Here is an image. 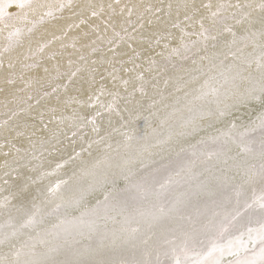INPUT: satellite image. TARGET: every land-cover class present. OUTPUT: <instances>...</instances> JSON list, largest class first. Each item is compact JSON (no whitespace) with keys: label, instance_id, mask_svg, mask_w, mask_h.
Here are the masks:
<instances>
[{"label":"rangeland","instance_id":"obj_1","mask_svg":"<svg viewBox=\"0 0 264 264\" xmlns=\"http://www.w3.org/2000/svg\"><path fill=\"white\" fill-rule=\"evenodd\" d=\"M262 4L31 0L10 7L11 18L0 21V203L8 198L0 224L33 205L44 221L0 244V260L22 250L21 260L43 264H175L176 255L185 261L186 247L192 264L215 246L208 259L219 264L259 262L264 220L246 204L264 181L249 180L245 169L259 172L261 105L225 98L230 85L217 70L221 62L247 68L243 61L259 54ZM202 91L208 95L195 99ZM246 131L252 153L225 135L239 141ZM61 180L67 185L52 197L48 189ZM81 195L78 208L48 215ZM86 209L95 212L81 224Z\"/></svg>","mask_w":264,"mask_h":264},{"label":"snow or ice","instance_id":"obj_2","mask_svg":"<svg viewBox=\"0 0 264 264\" xmlns=\"http://www.w3.org/2000/svg\"><path fill=\"white\" fill-rule=\"evenodd\" d=\"M31 0H0V21H4L6 19L11 18V13H9L7 10L15 5L16 7L23 9L26 6H30ZM64 5H61V8H63ZM206 8H211V4L205 5ZM225 6L221 5L220 9H223ZM236 7H240L239 5H236ZM262 8H264V4L261 5ZM216 12H212V17H217L219 10ZM48 15H52L51 12L48 13ZM93 15H96L94 12ZM26 18V14H25ZM237 23H241V21L237 20ZM260 23L262 26H264V17H261ZM178 26V25H177ZM201 28L203 29V32L201 35L204 37L205 40L208 39L207 32L208 29H204V25L201 22ZM226 31L230 32L233 39L231 43L235 45L237 43V37L236 33L232 30L231 27H226ZM20 29L17 28L14 32L9 33V39L13 36H19L20 35ZM253 35H256L253 33ZM261 36H264V32L260 33ZM215 39V37H213ZM240 40H247L248 37H240ZM260 48L259 54L254 57V59H246L243 61L244 64L247 65V68L243 66H237V65H228L224 66L223 62H221L220 67L218 68V75L223 79L224 85H230L224 92L223 95L225 98L229 96H240L243 100H255L260 103L261 105V112L257 116V120L259 121L257 127L260 129L261 133L264 134V44L258 45ZM42 50V49H41ZM178 51V49L173 50ZM233 57L236 56L235 52L231 53ZM83 58V57H82ZM255 63L256 69L255 73L252 71H248L247 75H244L245 71L247 69H251L252 64ZM213 67H216L215 65ZM211 72L212 69H209ZM75 75V73H73ZM115 78V77H114ZM139 79L143 80V76L140 75ZM211 80H215L216 76H210ZM129 83L128 80H124L123 84L127 86ZM241 83L245 84L243 93L240 92V85ZM208 84V81H205V85ZM141 92H143V86L139 89ZM103 94V93H102ZM212 94L219 96L220 90L217 88L212 89ZM208 95L207 92H201L199 96H197L195 99L200 100L204 99ZM227 107V105H226ZM112 109V106L109 105V110ZM190 111H194V109L190 108ZM220 116H224L226 113L224 110H220L219 112ZM208 115H212L211 112L208 113ZM94 123V120H93ZM233 128H235V124L232 125ZM247 131L245 133H242L240 135L239 141L236 138H232L230 134L229 138L232 139L233 143H238L241 151L245 153H252L253 149L243 143V139L245 136H247ZM215 142V141H214ZM216 153H209V157L212 155H215ZM259 157H260V166H259V172L257 173L255 166H251L249 168L245 169V175L248 176L249 180L252 179V177L259 174L261 177V180L264 181V139L261 140L260 144V151H259ZM57 167H60L58 165ZM68 181L61 180L55 183V185L51 186L48 189L49 194L52 197H59V194L61 193L62 186L67 185ZM163 187V186H162ZM137 189H140V186H137ZM62 199V197H60ZM105 202L109 199L108 195H105ZM7 201L8 198H5V202L0 203V208H7ZM50 202V201H47ZM83 202V195H81L79 198H75L69 201H66L64 203H57L55 204V207L52 209L51 213H48V215H51L53 213H59L61 210L67 211L70 208H78L81 203ZM99 204V202H98ZM253 207H256L259 209V211L262 214V220H264V191L261 192L259 196H254L253 202L250 204H246V209H251ZM34 211L29 212L27 209H25L23 206H20L16 209L17 212V218L16 222H13V219L10 217L9 220L5 224H0V244L4 243H11V241L14 238H17L19 235L23 234V230L27 228H35L38 224L43 223L44 221V215H42V208L37 205H33ZM91 212H95V210H91ZM89 210H85L81 213V216L78 218L79 222L81 224L85 223L84 217L91 214ZM161 212H163V209H161ZM239 214V213H238ZM65 221H62L64 223ZM90 228H92V224L89 223L88 225ZM136 231V230H133ZM253 229H249V232L251 233ZM258 239L261 242V249H260V259L259 262H257L255 259L251 260H243V261H237L236 264H264V222L261 223V226L258 230ZM14 246V245H13ZM221 251V254L223 253V249H219ZM217 251V248L214 246L212 250H210L208 253L204 255L202 258L194 259L192 260V264H219L218 261H212L208 258L213 255V253ZM182 252L185 256V261H182L179 255L175 256V264H187V258L189 256L188 250L185 247L182 249ZM24 254L22 250H17L15 252L16 259L12 261L8 260H0V264H43L42 261L36 260V259H24L21 260L20 256ZM25 255L29 256H35V252H29Z\"/></svg>","mask_w":264,"mask_h":264},{"label":"bare ground","instance_id":"obj_3","mask_svg":"<svg viewBox=\"0 0 264 264\" xmlns=\"http://www.w3.org/2000/svg\"><path fill=\"white\" fill-rule=\"evenodd\" d=\"M261 17V16H260ZM260 19V18H259ZM259 19H255L253 22L254 23H256V22H258L259 21ZM250 22H252V21H250ZM252 25H253V23H252ZM163 26V25H162ZM158 27H160V26H158ZM154 28V27H153ZM159 29V28H158ZM6 87H8L7 85H5ZM6 89V88H5ZM226 261V259H224V262Z\"/></svg>","mask_w":264,"mask_h":264}]
</instances>
